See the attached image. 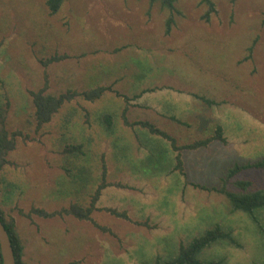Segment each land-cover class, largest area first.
<instances>
[{
	"label": "rangeland",
	"instance_id": "1",
	"mask_svg": "<svg viewBox=\"0 0 264 264\" xmlns=\"http://www.w3.org/2000/svg\"><path fill=\"white\" fill-rule=\"evenodd\" d=\"M46 1L0 0V107L8 104L5 129L21 134L0 171V210L15 222L22 263L153 264L219 224L239 247L218 243L202 259L264 264V234L213 191L234 164L264 157V0H210L208 21L203 0H177L173 11L147 0H65L54 16ZM53 56L64 58L41 64ZM44 75L53 95L110 91L65 103L37 131L29 93ZM125 99L130 123L153 124L177 147L212 138L216 126L225 143L181 150L180 174L167 141L122 124ZM69 145H81L82 155H65ZM101 159L110 185L91 222L22 215L86 206ZM236 178L264 190V172Z\"/></svg>",
	"mask_w": 264,
	"mask_h": 264
},
{
	"label": "trees",
	"instance_id": "2",
	"mask_svg": "<svg viewBox=\"0 0 264 264\" xmlns=\"http://www.w3.org/2000/svg\"><path fill=\"white\" fill-rule=\"evenodd\" d=\"M147 1L150 5L159 2L162 8L169 11L174 10V4L177 2V0ZM235 1L236 0H231V3H234ZM64 2L65 0H47L46 7L49 11V14L51 16L56 15ZM202 2L207 7V10L204 13L202 19L208 21L210 14L215 11L214 4L210 0H203ZM172 24L173 18L172 16H169L165 23V35H169L171 29L170 27ZM63 58L64 56H53L46 61L40 60V62L44 67H46L49 63L60 61ZM107 91H110V89L98 86L82 93H78L74 90H68L65 93L59 95L49 94L47 77L46 75H44L42 87L36 92L29 93L32 105L34 107L33 117L36 123V130L38 131L43 125L49 123L52 117L61 109V107L65 103H69L77 97H82L87 102H94L100 99L102 95ZM199 99L207 106H212L214 104V102L211 100H207L205 98ZM7 106L8 104L6 103L3 107H0V171L8 163L6 159L7 155L15 149L16 138L21 136L20 132L9 133L5 129V116ZM127 112L128 105L127 99H125L124 107L120 114L122 124L129 128H133L136 126L140 127L141 129L147 131L149 135L167 141L171 150L176 153L174 156V170L176 169L180 174L183 173L180 155L181 150H197L208 146V144L213 141H218L222 144L225 143L222 128L220 126H216L212 138L199 140L182 147H177L174 138L159 130L153 124L146 121L130 123L127 120ZM171 120L179 123L178 120L174 118H171ZM103 121L106 125V128L110 130L112 128V117L110 115H107L103 118ZM63 153L65 155H82V146H65ZM250 170L264 172V157L256 160L253 163L249 162L243 164H234L231 168L228 169L225 177L221 179L219 188L213 189V191L225 197L230 206L231 212H240L246 215L248 219L253 223V225L257 228L258 232L264 234V228L258 215L259 211H264V190L254 188L253 182L251 180L236 178L242 172ZM106 177V166L103 162V159H101L99 184L93 191L92 195L89 197V202L86 206H82L78 203H70L67 208H63L51 213H47L42 209L32 208L28 212V214L22 215L29 218L32 214H35L36 216L44 219H51L54 217H72L78 221L91 222L92 213L95 211H99V209L96 208V203L100 198L102 190L110 185L109 183H107ZM228 186H232V189H229ZM104 211L115 218L129 220L125 212H118L114 209H104ZM0 221L10 239L15 264H23L21 261L23 248L21 245V241L15 231L14 220L12 218H6L3 212L0 210ZM96 227L102 232H108L105 228H101L99 226ZM218 243H225L233 247H239V244L233 237L230 230L224 229L219 224H215L212 227L205 229L201 234L193 237L188 242L179 243L177 251L172 257L168 259H162L157 256L154 259L153 264H224L225 259L223 258L209 260L202 259L203 253L213 245Z\"/></svg>",
	"mask_w": 264,
	"mask_h": 264
},
{
	"label": "water",
	"instance_id": "3",
	"mask_svg": "<svg viewBox=\"0 0 264 264\" xmlns=\"http://www.w3.org/2000/svg\"><path fill=\"white\" fill-rule=\"evenodd\" d=\"M0 259H1V264H15L11 242L1 221H0Z\"/></svg>",
	"mask_w": 264,
	"mask_h": 264
}]
</instances>
